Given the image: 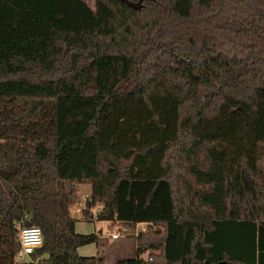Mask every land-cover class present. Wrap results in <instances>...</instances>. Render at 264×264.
Here are the masks:
<instances>
[{
    "label": "trees",
    "instance_id": "16d2710c",
    "mask_svg": "<svg viewBox=\"0 0 264 264\" xmlns=\"http://www.w3.org/2000/svg\"><path fill=\"white\" fill-rule=\"evenodd\" d=\"M80 184L115 264H264V0H0V264L99 262Z\"/></svg>",
    "mask_w": 264,
    "mask_h": 264
},
{
    "label": "rangeland",
    "instance_id": "374dc122",
    "mask_svg": "<svg viewBox=\"0 0 264 264\" xmlns=\"http://www.w3.org/2000/svg\"><path fill=\"white\" fill-rule=\"evenodd\" d=\"M92 8L95 7L96 0H85ZM79 200L82 204L85 198L91 195V185L80 184L78 187ZM88 198V197H87ZM77 219L76 231L80 234L98 235V240L94 243L84 245L79 248V254L82 257H100V261L94 264H115L120 259H131L136 257L137 243L136 236L125 233L119 223H110L107 221H98L96 218L91 220V214L80 216L73 213ZM145 225H138L137 231L143 230ZM120 231V232H119ZM119 232L118 239L113 238V234ZM150 252V251H149ZM144 257H147L148 253ZM28 261V258L25 259ZM19 263V262H18ZM24 263V262H22Z\"/></svg>",
    "mask_w": 264,
    "mask_h": 264
},
{
    "label": "built area",
    "instance_id": "2783aa9c",
    "mask_svg": "<svg viewBox=\"0 0 264 264\" xmlns=\"http://www.w3.org/2000/svg\"><path fill=\"white\" fill-rule=\"evenodd\" d=\"M89 198L90 195L86 196L84 204L80 203L73 207L72 214L75 213L77 215L84 216L85 211L88 210L92 218H97L103 208V205L97 204L96 206L88 209L87 200ZM17 228L19 229L18 240L20 242L21 249L15 256V259L19 263L31 261V255L35 252L37 248H39L43 244L42 230L39 226H28L24 225L22 222L17 224ZM119 232L113 234V238H119ZM26 258H28V261H25Z\"/></svg>",
    "mask_w": 264,
    "mask_h": 264
},
{
    "label": "water",
    "instance_id": "95a60500",
    "mask_svg": "<svg viewBox=\"0 0 264 264\" xmlns=\"http://www.w3.org/2000/svg\"><path fill=\"white\" fill-rule=\"evenodd\" d=\"M120 1L126 3L127 5L135 8V9H141V7H142V0L137 1V2H133V1H130V0H120ZM204 264H211V263L207 260V261H205Z\"/></svg>",
    "mask_w": 264,
    "mask_h": 264
},
{
    "label": "crops",
    "instance_id": "0c3cea01",
    "mask_svg": "<svg viewBox=\"0 0 264 264\" xmlns=\"http://www.w3.org/2000/svg\"><path fill=\"white\" fill-rule=\"evenodd\" d=\"M89 185V184H88ZM143 223H140V224H138V225H142ZM144 225V224H143ZM116 239H118V238H116ZM147 257H148V255H147ZM147 257H142L143 258V260L145 261V260H147Z\"/></svg>",
    "mask_w": 264,
    "mask_h": 264
}]
</instances>
